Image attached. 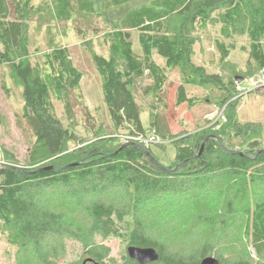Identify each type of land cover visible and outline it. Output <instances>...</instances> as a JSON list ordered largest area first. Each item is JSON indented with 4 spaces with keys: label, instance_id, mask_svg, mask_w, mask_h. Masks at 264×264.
<instances>
[{
    "label": "trees",
    "instance_id": "trees-1",
    "mask_svg": "<svg viewBox=\"0 0 264 264\" xmlns=\"http://www.w3.org/2000/svg\"><path fill=\"white\" fill-rule=\"evenodd\" d=\"M94 18L106 22L107 55L86 43L115 129L145 134L134 92L136 78L145 73L152 79L145 90L158 95L166 70L177 68V104L197 102L187 96L186 85H212L223 93V120L214 123L216 129L203 127L174 140L170 166L152 150L162 142L113 143L115 137L96 134L68 151L69 143L77 142L69 94L78 91L82 74L56 38L64 32L60 22L90 24ZM32 21L47 24L49 33L48 49L33 61ZM209 23H219L222 36L246 33L249 59L254 67H264V0H0V66L21 88L17 120L33 140L24 164L7 154L0 165V227L17 247L14 264H139L127 252L119 262L109 258L104 242L109 237L120 238L124 250L128 245L154 248L157 259L145 264H198L210 255L219 264H263L264 196L254 186L264 185V125L238 119V101L230 98L241 75L225 82L192 60L195 34ZM132 31L138 32L141 53L133 50ZM220 50L228 55L222 45ZM55 101L66 121L57 115ZM149 117L157 132L156 112ZM179 196L186 201L176 203ZM211 199L213 209L196 210L194 222L200 226L190 223L182 232L193 243L187 250L172 248L155 231L157 224L177 222L178 209L187 203L194 207L181 217ZM240 228L258 259L238 243ZM226 237L236 240L228 247L234 251L229 257H224L228 248H221L228 244ZM67 238L75 243L71 248H80L71 260L66 259Z\"/></svg>",
    "mask_w": 264,
    "mask_h": 264
},
{
    "label": "rangeland",
    "instance_id": "rangeland-1",
    "mask_svg": "<svg viewBox=\"0 0 264 264\" xmlns=\"http://www.w3.org/2000/svg\"><path fill=\"white\" fill-rule=\"evenodd\" d=\"M34 1L38 2L40 0ZM139 2L140 0H137V3ZM59 24L64 32L61 37L58 36L56 39L68 48L72 64L82 74L78 91L74 89L69 94L74 113L73 127L77 142H70L68 151L89 143L96 137V134L110 140L115 137L116 140L112 139L111 141L113 143L124 142L129 134L126 129H115L110 120L107 107L103 101L101 80L96 72L86 43L90 41L98 54L107 55L108 46L104 38V32L107 29L106 22H103L100 18H94L90 24L81 21L60 22ZM30 30L34 46L31 48L32 61L40 60L42 55L38 52L48 49L47 37L49 33L47 24L38 25L36 21H32L30 22ZM195 35L197 39L192 60L196 64L203 65L207 72L220 74L225 82L232 81L236 74L241 75L240 81L234 80L235 92L230 98V100L236 99L238 101L236 109L238 119L240 121L260 122L264 125V67H254V62L249 59V38L247 34L240 33L231 37L222 36L220 24L209 23L204 28L197 30ZM137 36V31L131 32L133 50L136 53H141ZM220 45L228 53L226 57L222 56L223 51L220 50ZM153 58L158 64L164 66V59L155 52ZM166 73L167 80L158 95L145 90L152 83V79L147 73L136 78L134 92L140 110V118L147 136L152 129L149 114L152 111L157 114V132L160 137L158 143L162 142L160 144L162 146L160 149L154 147L152 150L163 165L170 166L174 161L173 141L203 127L216 129L217 126L215 127L214 123L218 119L223 120L224 106L219 101L223 93L212 85H186L187 96L195 97L197 102L191 106L187 103L177 104L176 90L181 82L179 70L177 68L167 69ZM22 105L21 88L13 82L9 69L0 66V165L4 163L7 154L14 156L20 164H24L28 160V153L33 140L29 128L19 124L17 120V114ZM54 106L57 115L66 121L61 103L55 101ZM254 189H257L255 190L256 193L264 196V185H255ZM252 192L253 190H251ZM202 198L200 195L198 203ZM218 199L220 200V198ZM179 201L186 200L179 196L175 202ZM212 201L213 199L210 202L206 201L205 206L201 209L195 208L187 212V217H181L184 210L194 207V205L187 203L184 208L178 209L177 222L172 220V222H165L160 226L157 224L155 231L160 232L172 248L187 250L192 247L193 243L182 232L190 223L194 227L200 226V224L194 222L199 219L196 210L204 214L206 208L213 209ZM196 207H198V204ZM77 218H80L79 214ZM242 231L240 228L238 243L246 246L253 259H258L251 246L246 244ZM8 237L9 233L3 231L0 227V264L15 263L17 247L9 242ZM234 239L230 240L226 237L225 242L227 240L228 244L221 245V248H228L230 244L236 242ZM104 242L110 247L109 258L118 262L122 260L126 250H124L125 244L121 242L120 238L109 237ZM65 243L68 247L66 249V259L71 260L77 257L80 248H71L70 245H75L71 239L67 238ZM76 245L78 246V244ZM233 253L234 251L228 248L227 251H224V257L232 256ZM260 260L264 264L263 254L260 255Z\"/></svg>",
    "mask_w": 264,
    "mask_h": 264
},
{
    "label": "water",
    "instance_id": "water-1",
    "mask_svg": "<svg viewBox=\"0 0 264 264\" xmlns=\"http://www.w3.org/2000/svg\"><path fill=\"white\" fill-rule=\"evenodd\" d=\"M240 80L241 78H239L238 81ZM155 163L160 166L158 162L155 161ZM47 167L52 168V166H47ZM126 252H127L128 257L136 260L139 264H145V263L151 262L153 260H156L158 257L156 250L152 247H139V246L128 245L126 247ZM85 263L86 261L84 260L82 264H85ZM198 264H219V261L215 256L210 255V256H206L202 258Z\"/></svg>",
    "mask_w": 264,
    "mask_h": 264
},
{
    "label": "built area",
    "instance_id": "built-area-1",
    "mask_svg": "<svg viewBox=\"0 0 264 264\" xmlns=\"http://www.w3.org/2000/svg\"><path fill=\"white\" fill-rule=\"evenodd\" d=\"M128 139L140 140L146 145L160 142V137L158 136L154 128L151 129L148 136L146 135V133L144 135H137V136L128 135L127 138L124 140V142H126Z\"/></svg>",
    "mask_w": 264,
    "mask_h": 264
}]
</instances>
